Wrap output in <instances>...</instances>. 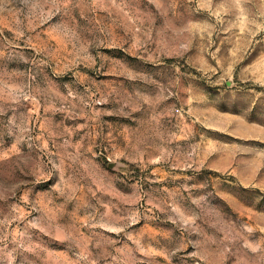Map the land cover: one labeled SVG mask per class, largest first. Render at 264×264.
I'll use <instances>...</instances> for the list:
<instances>
[{"label": "rangeland", "instance_id": "rangeland-1", "mask_svg": "<svg viewBox=\"0 0 264 264\" xmlns=\"http://www.w3.org/2000/svg\"><path fill=\"white\" fill-rule=\"evenodd\" d=\"M0 264H264V0H0Z\"/></svg>", "mask_w": 264, "mask_h": 264}]
</instances>
